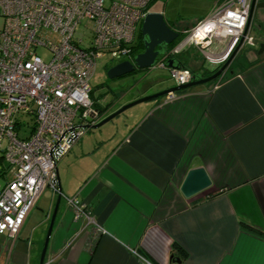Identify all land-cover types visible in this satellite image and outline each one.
I'll return each mask as SVG.
<instances>
[{
    "label": "crops",
    "instance_id": "obj_1",
    "mask_svg": "<svg viewBox=\"0 0 264 264\" xmlns=\"http://www.w3.org/2000/svg\"><path fill=\"white\" fill-rule=\"evenodd\" d=\"M258 3L250 23L256 43L243 45L211 86L159 97L118 135L86 133L64 154V197L45 264H169L173 257L175 264H264V0ZM180 54L202 72L193 47ZM197 166L212 185L186 198L180 186ZM41 196L16 238L0 233V264H39L58 193L46 188ZM65 196L85 202L102 231L76 220Z\"/></svg>",
    "mask_w": 264,
    "mask_h": 264
},
{
    "label": "built area",
    "instance_id": "obj_2",
    "mask_svg": "<svg viewBox=\"0 0 264 264\" xmlns=\"http://www.w3.org/2000/svg\"><path fill=\"white\" fill-rule=\"evenodd\" d=\"M153 1L0 0V154L10 171L0 190V233L17 237L44 189L59 192L58 162L105 114L95 105L91 83L99 60L133 58ZM251 2L216 0L156 67L187 50L186 43L196 46L209 68L225 63L242 37L255 44L247 28ZM39 48L49 52L48 60ZM169 70L177 85L193 79L188 67ZM174 97L171 92L166 101ZM65 200L76 220L85 218L102 231L85 202Z\"/></svg>",
    "mask_w": 264,
    "mask_h": 264
},
{
    "label": "rangeland",
    "instance_id": "obj_3",
    "mask_svg": "<svg viewBox=\"0 0 264 264\" xmlns=\"http://www.w3.org/2000/svg\"><path fill=\"white\" fill-rule=\"evenodd\" d=\"M211 1L212 0H154L149 6V11L152 13L154 12L163 13L165 19L174 23V25L177 27L175 29L179 30V28L180 29L187 28V27L190 28L191 24L197 18L202 17L203 14L205 13V10L211 6L210 5ZM3 21H4V18L0 15V27H2ZM248 28L250 32L251 31L250 24ZM140 29H141V24L139 25V28H138V38L137 39H139L141 36ZM184 30L186 29H183L182 31ZM253 33H255L256 35H259L257 31H254ZM252 35L253 34H251V36ZM184 36L185 35H183V37L182 36L179 37L177 39L178 42H175V43L179 45L181 41L184 42ZM253 37L256 43L257 39L255 38L254 35ZM186 45L189 48L193 47V49L197 51V48L194 44L189 45L188 43H186L185 46ZM243 45H245L244 41L242 45L240 46V49L243 47ZM233 51L231 52L232 54H233ZM238 51H237L236 56L239 53ZM39 53L43 56L44 59L48 60L49 52L46 49L39 48ZM181 55L184 56V54H180V55L176 54L177 57L182 59ZM132 56H134V51L132 52ZM164 56L165 54L160 55V57L158 58V61L162 60ZM183 58L185 59V57ZM132 59H134V57ZM132 59L129 58V60H132ZM165 59H166L165 60L166 62L168 59L167 58ZM111 63H114V62H112L109 57L100 59L99 64L97 66V72L94 75V77L91 79V83L94 88L93 90L94 100L97 106L99 105L101 107H106V104L112 102V105H111L112 110L116 108L118 109L121 107L123 103L130 102L134 100L135 98L145 96L146 94L157 93L160 90L168 89L170 87L177 85L175 79L171 78L170 76V70L168 68L160 67V66H157V67L155 66V67H152L150 69H145V70L139 69V71L133 72L125 76H121V78L111 79V78H108V74H107L108 72L107 68L109 67ZM223 64H221V66ZM204 65H205V62H204ZM181 67L183 66L181 65ZM215 68H217V66H212V68H209L206 66V69L210 72V74H211V70ZM162 97H166V95ZM154 101L155 100H149L146 102L135 104L133 107L126 109L125 111H123V113L114 117L110 122L105 123L99 128L90 129V130L88 129L89 131L87 130L88 132L85 135V137H87V135L89 137V135H91L92 133L93 135H96L98 138L106 137L108 135H115V134L118 135L120 131L123 130V128H125L127 125L131 124L134 121L135 116L143 113V111L147 108V106H149L151 102H154ZM62 161L58 162L59 167L62 166ZM6 164L7 163L5 162V160L1 159L0 157V188H2L5 185V181H8V178L6 179L4 177V171H3L4 167L7 166ZM6 170L10 173L9 167L6 168ZM43 192H42V195H43Z\"/></svg>",
    "mask_w": 264,
    "mask_h": 264
},
{
    "label": "water",
    "instance_id": "obj_4",
    "mask_svg": "<svg viewBox=\"0 0 264 264\" xmlns=\"http://www.w3.org/2000/svg\"><path fill=\"white\" fill-rule=\"evenodd\" d=\"M252 7L250 13V20L247 25L251 22L253 17V13L257 7L262 6V3H258V0H252ZM142 26V41L144 44V51L134 55V59L129 60H122L118 63H115L107 69L108 78H121V76H125L128 74L133 73L137 69L145 70L155 67L158 62V58L160 55H163L167 52L168 46L173 44L181 35V31L176 30L173 28L167 19H165L164 14L161 12H154L149 13L145 19ZM249 29V28H248ZM246 30V33L248 31ZM240 44L236 47L233 51V54L229 57V59L222 65L217 66V68L211 70L210 75L203 76L199 72H194L192 76V80L187 83H182L181 85H176L170 87L168 89L160 90L157 93L153 94H146L145 96L135 98L134 100L123 103L120 108L116 109L115 111L111 112V114L105 116L102 120H100L96 124L89 125L91 129H97L100 126L104 125L107 122H110L114 117L120 115L128 108L133 107L135 104L146 102L149 100H156L159 97L165 96L170 94V92H177L182 89L191 88L197 85H207L211 86L218 78H220L229 68L230 62L236 56L237 51L240 49V46L243 43V37L240 39ZM260 53L264 52V45L261 46L259 49ZM181 60L176 56L169 57V59L165 62V67L169 68H181ZM219 67V68H218ZM58 169V167H57ZM59 171V169H58ZM59 181V192L58 197L55 202V208L51 215L52 219L49 225V231L47 237L45 239L44 248L42 250V256L40 259L39 264L46 263V251L49 244V238L53 232V226L56 220V215L60 208V203L62 201L63 193H62V182L60 181V175L58 177ZM212 185V178L211 175L208 174L207 169L204 166H197L191 168L186 173V178L184 179L183 183L181 184V192L186 198L193 197L198 195L200 192H203L209 189ZM174 261H177L176 259Z\"/></svg>",
    "mask_w": 264,
    "mask_h": 264
},
{
    "label": "trees",
    "instance_id": "obj_5",
    "mask_svg": "<svg viewBox=\"0 0 264 264\" xmlns=\"http://www.w3.org/2000/svg\"><path fill=\"white\" fill-rule=\"evenodd\" d=\"M173 28H176V26L174 25V23H172V22H170L169 23ZM175 26V27H174ZM188 29V28H187ZM178 31H182V29H180L179 28V30ZM183 31H182V33H181V35H180V37L182 36L183 37ZM175 42H178V40H176ZM173 43V44H171L169 47H168V50H167V52L165 53V56H167L168 55V53L171 51V49L174 47V46H176L177 45V43ZM134 45V55H136V54H138V53H140V52H142V51H144V44H143V41H142V32H141V36H140V38L139 39H137L136 40V42H135V44H133ZM164 56V57H165ZM174 56V55H173ZM179 58V57H178ZM180 59V58H179ZM181 60V64H182V66H184V67H188V68H190L191 70H192V72L194 73V72H197L194 68L192 69L190 66H188V65H186V61L184 60V58H182V59H180ZM115 63H117V62H115ZM114 63H111L109 66H111V65H113ZM202 68H201V74L203 75V76H206L207 74H209L210 72L206 69V67L204 66V60L202 59ZM109 68V67H108ZM107 68V69H108ZM137 72V71H136ZM218 80V79H217ZM183 90H185V89H182V90H179V91H177V92H182ZM95 105H96V103H95ZM112 105V102H110V103H108V104H106V107H101V106H97L96 105V107H99L100 108V110H102L104 113H106V112H108V110H110V108L112 107L111 106ZM0 157H1V159H3V157H2V155L0 154ZM4 160V159H3ZM7 166H5L4 167V175L6 174V172H8L7 170H6V168H8V164H6ZM224 190V189H223ZM223 190H221V191H217V193L216 194H219V193H222L223 192ZM172 259H174V257L172 258Z\"/></svg>",
    "mask_w": 264,
    "mask_h": 264
},
{
    "label": "flooded vegetation",
    "instance_id": "obj_6",
    "mask_svg": "<svg viewBox=\"0 0 264 264\" xmlns=\"http://www.w3.org/2000/svg\"><path fill=\"white\" fill-rule=\"evenodd\" d=\"M169 47V46H168ZM168 50V49H167ZM132 57V56H131ZM131 59V58H130ZM136 71H139V69H137ZM136 71H134V72H136ZM207 75H210V73L209 74H207ZM206 77V76H205ZM117 109V108H116ZM116 109H114V110H112L111 112H113V111H115ZM111 112L110 113H108L107 115H109V114H111ZM107 115H105V116H107ZM105 116H102L101 118H100V120H102ZM99 120V121H100ZM89 130L91 129V128H88ZM87 129V130H88Z\"/></svg>",
    "mask_w": 264,
    "mask_h": 264
}]
</instances>
